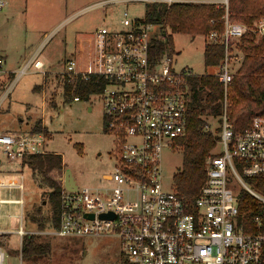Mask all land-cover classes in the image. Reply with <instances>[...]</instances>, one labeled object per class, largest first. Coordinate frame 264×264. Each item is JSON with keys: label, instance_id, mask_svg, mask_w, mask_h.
Returning a JSON list of instances; mask_svg holds the SVG:
<instances>
[{"label": "built area", "instance_id": "1", "mask_svg": "<svg viewBox=\"0 0 264 264\" xmlns=\"http://www.w3.org/2000/svg\"><path fill=\"white\" fill-rule=\"evenodd\" d=\"M134 1L167 8L175 3L204 4L224 10L223 32L204 37L205 45L224 47L215 74L223 88L217 141L220 151L205 161V180L192 200L164 190L162 150H173L175 141L185 133L189 80L196 75L189 69H174L170 48L158 52L157 45L165 43L171 32L160 37V24L131 20L124 12L118 27H102L93 33L91 71L77 70V62L71 57L63 70V81L69 84L88 82L91 77L95 85L105 81L103 90L91 96L100 98L105 132L116 143L113 173L107 175L111 186L68 191L61 185L58 228L24 232L20 225L16 234L20 240L27 234L115 237L126 259L120 264H264L262 221L254 219V232L243 230L238 223V194L231 188L234 180L264 205V190L258 192L246 182L264 180V116L254 117L247 129L235 133L227 107L228 87L242 61V55L233 51L234 43L247 33L263 38L264 16L248 27L229 20V0ZM4 6L0 1V10ZM2 67L0 58V76L4 74ZM29 69L41 72L43 64L35 56L27 61L1 96L0 104ZM72 101L81 99L74 96ZM45 145L43 132L0 134V151L8 162L47 155ZM23 190L19 175L0 180V207L17 205L22 211V198L2 199V192L10 195L18 191L22 195ZM105 214L112 218H100ZM5 258L0 249V264H5Z\"/></svg>", "mask_w": 264, "mask_h": 264}, {"label": "rangeland", "instance_id": "2", "mask_svg": "<svg viewBox=\"0 0 264 264\" xmlns=\"http://www.w3.org/2000/svg\"><path fill=\"white\" fill-rule=\"evenodd\" d=\"M98 1L105 0H93L87 5ZM145 6L134 0L85 9L83 4L64 13L0 21V55L6 56L5 69L30 55H35L45 65L41 72L29 69L0 104V134L16 130L29 133L35 124L40 123L42 130L46 131L45 152L62 157L64 170L59 178L60 185H63L64 173L68 170L78 188L111 186L110 182L102 180V176L113 173L116 146L114 137L105 132L100 98L91 96L75 103L72 101L73 94L69 97L64 95L65 63L69 57L75 58L77 70L91 71L93 33L102 27H117L124 12L131 20H143ZM158 31L160 37L166 36L168 31L172 33L165 23L161 24ZM171 40V58L176 71L189 69L196 76L216 72L214 68H206L204 65L205 42L202 35L171 34ZM78 49L82 55H75ZM164 49L169 51V45H165ZM16 76L0 91V98ZM35 86L39 87L33 91ZM206 123L204 131L218 138V117H208ZM219 151L216 140L205 161ZM26 164L8 162L0 151V180L7 181L19 175L24 183L22 195L18 191H12L10 195L7 191L2 192V199L22 198L24 204L22 211L17 205L0 207V231L16 234L20 223L24 232L28 229L40 232L37 230L39 226L46 230L50 227L53 213L48 197L49 189L44 183V177L30 170ZM161 168L164 190L175 192L173 177L182 168V150L177 142L173 150L163 148ZM51 175L53 177L54 174ZM231 188L236 194L242 190L234 180ZM37 236L36 242L48 244L50 250L45 255L29 260L21 259L19 235L18 238L14 235L1 238L0 248L6 255L5 264H120L126 261L119 240L115 237Z\"/></svg>", "mask_w": 264, "mask_h": 264}, {"label": "trees", "instance_id": "3", "mask_svg": "<svg viewBox=\"0 0 264 264\" xmlns=\"http://www.w3.org/2000/svg\"><path fill=\"white\" fill-rule=\"evenodd\" d=\"M223 9H215L212 5L175 3L167 8L163 4H148L145 6V23H165L171 34H198L205 37L211 32L222 33L224 29L222 17ZM264 16V0H229L228 18L230 21L244 24L248 27ZM165 45H169L172 52L171 35L166 43H159L158 52H162ZM233 51L242 55V61L234 73L228 87L229 113L235 133L247 129L254 117L264 116V37L256 38L247 33L234 43ZM224 56L222 45L204 46V65L214 68L217 72ZM214 74H203L189 80V101L187 104V123L184 137L175 142L182 150V168L173 177L176 192L188 199L196 197L198 190L205 180V158L215 146L216 140L205 130L208 117L216 118L221 113L223 88ZM91 77L88 82L76 81L69 84L63 81L64 95L78 96L85 101L89 96L100 93L105 85L100 80L98 85ZM43 131L40 123L35 124L29 134ZM46 135V134H45ZM22 163L44 177L48 187V197L52 206V218L49 229L58 228L60 175L63 171L62 157L57 154L34 155L26 157ZM54 174L53 177L51 174ZM50 174V175H49ZM247 184L258 192L264 190V180L248 179ZM238 197V223L245 232H254V219L260 218L264 230V205L246 191L240 190ZM38 231H45L43 226ZM2 236H0V239ZM37 235H24L21 238V259L29 260L33 257L45 255L49 252L48 244L36 242Z\"/></svg>", "mask_w": 264, "mask_h": 264}, {"label": "crops", "instance_id": "4", "mask_svg": "<svg viewBox=\"0 0 264 264\" xmlns=\"http://www.w3.org/2000/svg\"><path fill=\"white\" fill-rule=\"evenodd\" d=\"M0 1L2 3H4V5H5L0 10V21H2V20L6 21L10 18L13 19V18H17V17L27 18V17L33 16V15H50L51 13H64L68 9L72 10V9L79 7L80 5H83V4H85V7L83 8V9H85L87 7L103 6L107 2L108 3L109 2L125 3L128 0L98 1L97 3L90 4L89 6L87 4H89V2H91L93 0H0ZM112 28H116V27H112ZM75 53H77V55H79L78 54L79 49ZM34 56L35 55H30L28 57L21 58L20 60H18V62L16 64H13V66H11L10 68L5 69L6 56L0 55V58H2V60H3L2 70L4 72V74L0 76V91L4 90V88L11 82L14 75H16L17 71L27 61L32 59ZM36 60L40 61L43 64V68L45 67L44 63L38 57H36ZM34 72H36V71H34ZM3 84H4V86H3ZM36 87H39V86H35L33 91L36 89ZM5 132L28 133V132H20L18 130H16V131H5ZM63 170H64V167H63ZM107 175L108 174H105L102 176L103 181L108 180ZM73 181H74V184L76 185L74 178H73ZM63 182H64V179H63ZM107 182H109V181H107ZM23 185H24V183H23ZM76 187H77V185H76ZM23 204H24V202H23ZM21 217H22V215L20 216V219H21ZM20 225L22 226L21 223H20ZM31 231H32L31 229L30 230L28 229V231H26V232H31ZM12 235L17 237V234H15V233L0 231V236H2V238L3 237L6 238L7 236L10 237Z\"/></svg>", "mask_w": 264, "mask_h": 264}, {"label": "water", "instance_id": "5", "mask_svg": "<svg viewBox=\"0 0 264 264\" xmlns=\"http://www.w3.org/2000/svg\"><path fill=\"white\" fill-rule=\"evenodd\" d=\"M63 185H64L65 189L68 191L77 189L76 185L74 184L73 178H72V176L68 170H66L64 173ZM90 218H92V216H90ZM100 218H112V215L111 214H105V215H101Z\"/></svg>", "mask_w": 264, "mask_h": 264}]
</instances>
